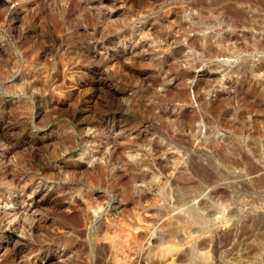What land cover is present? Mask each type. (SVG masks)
I'll return each mask as SVG.
<instances>
[{
	"label": "rangeland",
	"instance_id": "1",
	"mask_svg": "<svg viewBox=\"0 0 264 264\" xmlns=\"http://www.w3.org/2000/svg\"><path fill=\"white\" fill-rule=\"evenodd\" d=\"M169 263L264 264V0H0V264Z\"/></svg>",
	"mask_w": 264,
	"mask_h": 264
},
{
	"label": "bare ground",
	"instance_id": "2",
	"mask_svg": "<svg viewBox=\"0 0 264 264\" xmlns=\"http://www.w3.org/2000/svg\"><path fill=\"white\" fill-rule=\"evenodd\" d=\"M206 34V33H205ZM212 36H214V37H216V39H217V42H218V46L220 47L219 48V51L218 52H221V53H224V54H228V53H235V52H238V47L234 44V43H231L229 40H227V38L228 37H226V36H228V35H221V34H212ZM204 37H211L209 34H207V35H204ZM230 38V37H229ZM155 180V179H154ZM199 216L197 213H194V219H196L195 218V216ZM196 216V217H197ZM200 217V216H199ZM202 218V217H201ZM196 220H199L198 218L196 219ZM202 221L203 220H201L200 222H201V224H202ZM171 247V246H170ZM175 248V247H174ZM174 249H173V246H172V248H166V250L164 249V254L166 255V254H169V253H171L172 251H173ZM176 251V250H175ZM162 254H163V252H161ZM175 254V253H174ZM124 256L125 257H129V254L128 253H124ZM165 257V256H164ZM172 259V258H171ZM170 264V263H169Z\"/></svg>",
	"mask_w": 264,
	"mask_h": 264
}]
</instances>
